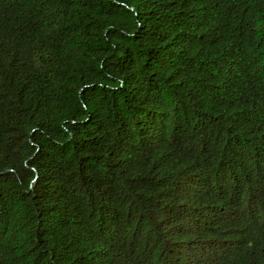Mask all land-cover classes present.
Masks as SVG:
<instances>
[{
    "label": "trees",
    "instance_id": "trees-1",
    "mask_svg": "<svg viewBox=\"0 0 264 264\" xmlns=\"http://www.w3.org/2000/svg\"><path fill=\"white\" fill-rule=\"evenodd\" d=\"M0 264H264V0H0Z\"/></svg>",
    "mask_w": 264,
    "mask_h": 264
}]
</instances>
